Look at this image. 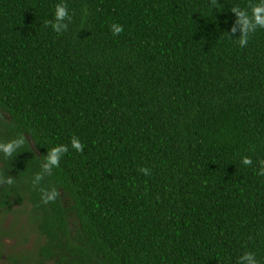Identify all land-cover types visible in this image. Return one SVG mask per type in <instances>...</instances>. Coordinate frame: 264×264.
Returning a JSON list of instances; mask_svg holds the SVG:
<instances>
[{
	"label": "trees",
	"instance_id": "trees-1",
	"mask_svg": "<svg viewBox=\"0 0 264 264\" xmlns=\"http://www.w3.org/2000/svg\"><path fill=\"white\" fill-rule=\"evenodd\" d=\"M258 3L0 0V213L30 206L33 264H264Z\"/></svg>",
	"mask_w": 264,
	"mask_h": 264
},
{
	"label": "rangeland",
	"instance_id": "rangeland-1",
	"mask_svg": "<svg viewBox=\"0 0 264 264\" xmlns=\"http://www.w3.org/2000/svg\"><path fill=\"white\" fill-rule=\"evenodd\" d=\"M30 206H16L11 213H0V257L3 264H33L42 242L29 221Z\"/></svg>",
	"mask_w": 264,
	"mask_h": 264
},
{
	"label": "clouds",
	"instance_id": "clouds-1",
	"mask_svg": "<svg viewBox=\"0 0 264 264\" xmlns=\"http://www.w3.org/2000/svg\"><path fill=\"white\" fill-rule=\"evenodd\" d=\"M234 11L237 12V15L239 17L238 19V23H240L241 25H243L242 27V32H241V36L239 38V43L240 45H245L248 42V37H249V32L252 30V28L254 27H264V0H259V3L257 5H254L252 7V15L251 17L248 15V11L247 10H239V9H234ZM66 14V9L65 7L61 6V5H56L55 8V17L56 19H61L65 16ZM51 27L53 28V30L56 29V25L53 23L51 25ZM111 29H112V33L113 35H117L121 32H123V27L119 24H113L111 25ZM70 143L72 145V147L75 149V151L77 152H82L83 151V145L80 142L79 137L77 136H72ZM0 147L3 148V150L5 152H8L11 149V145H0ZM63 147V146H61ZM60 149H56L54 148L52 151H50L49 156H48V160L51 163H55V153L56 151H59ZM242 163L244 165H250L252 163V160L250 157H243L242 158ZM260 167L257 170V175L259 176H264V160L259 161ZM145 175L148 174V169H141ZM56 196V193L53 192L50 196L49 199H52L53 197ZM248 261V264H258V261L253 260L252 258V254L251 253H245L243 256H240L238 259V264L240 261Z\"/></svg>",
	"mask_w": 264,
	"mask_h": 264
}]
</instances>
